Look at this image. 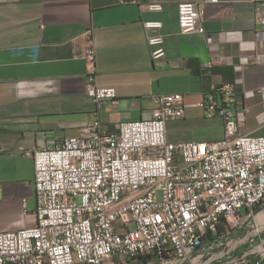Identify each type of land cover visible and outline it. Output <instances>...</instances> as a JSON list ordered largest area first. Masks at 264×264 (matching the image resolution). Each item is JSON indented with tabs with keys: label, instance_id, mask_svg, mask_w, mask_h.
<instances>
[{
	"label": "built area",
	"instance_id": "1",
	"mask_svg": "<svg viewBox=\"0 0 264 264\" xmlns=\"http://www.w3.org/2000/svg\"><path fill=\"white\" fill-rule=\"evenodd\" d=\"M217 1L178 3L180 32L203 33L199 4ZM253 14V60L264 63V0L253 3ZM144 25L151 29L152 58L164 57L162 23ZM85 54L94 119L51 146L22 149L34 164L36 223L0 231V264H195L196 255L223 244L243 209L251 215L264 205V136L240 131L234 92L240 80L215 86L196 102L207 117L222 119L218 140L167 139V122L185 114L179 92L156 95L148 118L121 121L109 133L98 111L116 99V90L97 84L93 46ZM263 94L246 98L258 102ZM249 258L264 264V246L236 259Z\"/></svg>",
	"mask_w": 264,
	"mask_h": 264
},
{
	"label": "crops",
	"instance_id": "2",
	"mask_svg": "<svg viewBox=\"0 0 264 264\" xmlns=\"http://www.w3.org/2000/svg\"><path fill=\"white\" fill-rule=\"evenodd\" d=\"M183 1L201 0H0V231L36 223L34 164L22 149L51 146L94 119L96 106L86 93L90 46L97 84L116 90V99L98 111L107 132H117L121 121L148 118L156 95L179 92L185 114L167 122V139L218 140L222 119L207 117L196 102L239 79L234 92L240 131L264 136V99L246 98L264 92V63L253 60L256 0L200 3L205 31L189 34L179 28L177 5ZM149 2L162 3V10H148ZM148 20L162 23V58L151 56ZM243 210L236 230L250 218L261 219V212ZM256 242L264 246V239ZM249 246H215L193 261L243 264L234 256ZM251 263L249 258L244 264Z\"/></svg>",
	"mask_w": 264,
	"mask_h": 264
},
{
	"label": "rangeland",
	"instance_id": "3",
	"mask_svg": "<svg viewBox=\"0 0 264 264\" xmlns=\"http://www.w3.org/2000/svg\"><path fill=\"white\" fill-rule=\"evenodd\" d=\"M160 195V192H158V196ZM261 212V214L259 215V217H261V219L258 217H256L255 219L250 218V220L246 221L244 225H241L237 230L236 227H234L235 229L233 230L234 232L230 235L229 238H227V240H225L224 238V242L222 245L218 246L221 250L227 251V248H229L230 246H232L233 249L232 250H237L239 247H249L251 246H255L257 245L256 241H259L260 238L264 239V207L258 206L254 209V212ZM243 212H245L243 210ZM229 242V244L226 245V247L224 248V243ZM216 247V248H218ZM252 248V247H251ZM250 248V249H251ZM215 250V249H214ZM214 253V258L216 256L219 257L218 252ZM245 251V250H244ZM230 253V251H229ZM217 254V255H215ZM238 255V256H237ZM240 254H236L234 257H239Z\"/></svg>",
	"mask_w": 264,
	"mask_h": 264
}]
</instances>
